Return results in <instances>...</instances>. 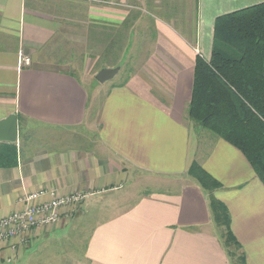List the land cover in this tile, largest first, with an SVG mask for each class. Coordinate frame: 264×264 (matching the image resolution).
I'll use <instances>...</instances> for the list:
<instances>
[{"label":"crops","instance_id":"obj_1","mask_svg":"<svg viewBox=\"0 0 264 264\" xmlns=\"http://www.w3.org/2000/svg\"><path fill=\"white\" fill-rule=\"evenodd\" d=\"M59 1L0 0V120L15 114L18 128L17 161L0 167V218L21 210L31 192L43 190L40 200L50 193L87 196L74 209L61 208L57 223L0 243V264H237L211 218L209 191L189 173L194 161L219 183L212 195L228 210L239 246L234 253H242L244 264H264V184L236 147L187 116L194 59L210 58L216 17L264 0H166L185 9L182 18H155L153 26L136 30L157 34L154 53L163 67L108 88L95 115L76 74L57 58L39 56L64 19L82 22ZM128 1L114 7L94 2L97 32L121 24L132 31L137 22ZM153 1L161 10V0ZM23 56L30 65H22ZM35 127L53 135L46 148L28 140ZM139 175L163 186L92 223L81 251L70 247L88 209Z\"/></svg>","mask_w":264,"mask_h":264},{"label":"trees","instance_id":"obj_2","mask_svg":"<svg viewBox=\"0 0 264 264\" xmlns=\"http://www.w3.org/2000/svg\"><path fill=\"white\" fill-rule=\"evenodd\" d=\"M122 26L123 31L97 32L100 42L116 38L117 48H122L118 40H127L124 30L129 25ZM192 75L188 118L236 147L264 184V2L216 17L210 58L197 54ZM16 161L17 145L0 142V167ZM189 173L209 191L211 218L236 263L244 264L242 253L233 251L239 246L229 228L228 210L212 195L219 183L196 161Z\"/></svg>","mask_w":264,"mask_h":264},{"label":"rangeland","instance_id":"obj_3","mask_svg":"<svg viewBox=\"0 0 264 264\" xmlns=\"http://www.w3.org/2000/svg\"><path fill=\"white\" fill-rule=\"evenodd\" d=\"M106 1V3H103L104 6L108 5L114 7L119 5L117 0ZM152 2L154 1L152 0ZM152 2L150 3L148 0H130L127 2V10L133 13V17H135L133 19L137 22V25L133 27L134 29H132V31L124 30L129 40L127 38V40H122L120 42L119 39L118 44H122V48L120 49L117 48L116 38L113 41H111L112 39L110 38L102 40V43L100 42L99 36L101 33L98 31V33H100L98 36L93 23L92 12L94 2L86 1L84 3L85 5L82 3L85 8L73 6L71 4L76 5L77 3L67 0H60L57 2L58 6L60 4V7L68 9L69 11H76L79 15L81 14L79 17L82 22L73 23L75 21L74 18L69 20L64 19L62 30L55 35L53 40L45 48H43L39 56L52 60L57 58L62 63L61 65L59 62V65L63 68H68L76 74L89 90L92 112L94 115L100 99L103 98L108 88L124 85L127 77L136 75V72L140 71L143 75H154L153 67H163V65L158 64L160 60L154 53L155 50H159L158 38L156 37L157 34L153 31H143L144 33H142L136 30L142 31V25L145 24L153 26L155 18H161L166 21L175 17L182 18L181 14L185 12V9L183 7H171L166 0H161L160 5L162 9L156 10ZM83 15H85L84 18ZM123 24H125V22H123ZM123 28L121 24L115 27L114 30L123 31ZM109 31H111V29L105 31V34L109 33ZM126 46L127 50L124 51V47ZM22 65L28 66L30 62H28V64L22 63ZM102 68H118V72L112 79L100 83L96 80L95 74ZM147 78L150 80L149 77ZM151 82L155 83V80ZM28 127H30V125L22 127L20 132L21 143L23 145L27 144V132L29 133L27 129H30ZM49 136L53 135L42 128L35 127V130L31 133V138L28 140H31L30 142L33 145L46 148L49 145ZM32 137L34 138L33 141ZM134 178V182L128 186L127 189H120L102 198L100 206L95 204L91 206L92 208L88 209V218L81 221L83 223H81L80 227L76 226V234L70 242V247H74L76 252H78V250L81 251L92 223L103 216H108L126 208L141 194H146L149 193L150 190L160 188L164 183H157L154 178L145 175H139ZM66 242H68V240L64 241V243ZM62 250L63 249H61V251Z\"/></svg>","mask_w":264,"mask_h":264},{"label":"built area","instance_id":"obj_4","mask_svg":"<svg viewBox=\"0 0 264 264\" xmlns=\"http://www.w3.org/2000/svg\"><path fill=\"white\" fill-rule=\"evenodd\" d=\"M98 4L106 3V0H87ZM29 58L22 57L21 63L28 64ZM43 190L31 192L22 199L24 207L7 216L0 218V243L13 238L24 240L27 233L38 225H52L60 218V209L70 207L74 209L83 202L87 194L82 191H74L68 195L57 196L50 193L46 200H40ZM29 236V235H28Z\"/></svg>","mask_w":264,"mask_h":264},{"label":"water","instance_id":"obj_5","mask_svg":"<svg viewBox=\"0 0 264 264\" xmlns=\"http://www.w3.org/2000/svg\"><path fill=\"white\" fill-rule=\"evenodd\" d=\"M118 72V68H102L96 74L98 82L104 83L112 79ZM18 138L17 118L11 114L0 120V142L16 143Z\"/></svg>","mask_w":264,"mask_h":264}]
</instances>
